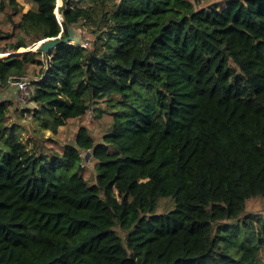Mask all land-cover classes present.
Returning <instances> with one entry per match:
<instances>
[{
	"label": "trees",
	"instance_id": "trees-1",
	"mask_svg": "<svg viewBox=\"0 0 264 264\" xmlns=\"http://www.w3.org/2000/svg\"><path fill=\"white\" fill-rule=\"evenodd\" d=\"M28 1L0 0V89L43 64L35 136L104 100L111 123L55 151L24 142L0 98V264H264V217L244 216L253 237L236 256L219 242L222 221L264 196V0H62L61 20L57 0ZM77 24L90 46L19 51ZM161 197L175 207L157 213Z\"/></svg>",
	"mask_w": 264,
	"mask_h": 264
},
{
	"label": "rangeland",
	"instance_id": "rangeland-1",
	"mask_svg": "<svg viewBox=\"0 0 264 264\" xmlns=\"http://www.w3.org/2000/svg\"><path fill=\"white\" fill-rule=\"evenodd\" d=\"M215 1L218 0H202L201 5L207 6ZM19 2L22 5L23 12L27 11L33 6L32 2H29L28 0H19ZM61 4L62 0H57L58 6H56L55 12L57 13V16H59L60 19L62 18L61 13L59 12V6ZM0 27H5L8 29L12 27L11 20L8 18V15L2 11H0ZM72 28H74L75 31L83 37L84 42L87 41L88 46H90L89 44L93 40V37L91 33L86 29V27L82 24H77ZM26 40L30 42V37H28ZM40 41L31 43L27 47H22L19 49V51H23L26 49H35L40 52L39 46L37 47V45H40ZM3 45H5V41L3 42L2 46ZM6 54L7 52L0 51V56ZM38 57L44 59L43 51L39 53ZM42 67L38 68V74H35L33 70L27 72L26 74L33 77L32 79H34L42 74ZM30 95L24 100V91L17 88L15 81L10 82L7 87L5 86L0 89V98L7 99L14 103V106L11 107V117L9 120L16 121L24 127L25 131L21 134V139L24 142L30 140L31 137H36L38 141L43 142L47 147L51 148L52 150L60 151L63 145H65V143H68L72 141V139H74L81 125H85L89 129L91 135L95 138V140L99 142L101 141L102 135L108 129L111 123V108L107 105V102L104 100L99 101L97 103L96 109H94L93 106V108L90 109L85 115L68 120L66 126L63 128L61 127L59 133L53 134L47 130L44 131L42 134L38 133L35 136L32 133V129L36 126L35 122L32 120V109L36 107V104L31 100ZM99 109H103V112L99 111ZM30 143L31 142H29V144ZM83 156V175L93 181L96 174L95 167L97 161L91 159L90 153L87 151L83 152ZM175 205L176 202L173 198L161 197L158 201L156 212H166L174 208ZM250 213L257 214L259 217H264V196L258 195L249 198L246 203V210L239 219H230L222 221V224L228 225L229 229L223 230L221 232V235L225 237H219V242L222 246L230 248V250L234 253L235 256L237 255L236 249H238L239 246L242 244L243 239H245V237H253L249 232V229L243 223L244 216ZM255 223L257 225H260L259 221H255ZM121 234H123V232ZM207 263L231 264V261L230 259L216 255L210 257Z\"/></svg>",
	"mask_w": 264,
	"mask_h": 264
},
{
	"label": "water",
	"instance_id": "water-1",
	"mask_svg": "<svg viewBox=\"0 0 264 264\" xmlns=\"http://www.w3.org/2000/svg\"><path fill=\"white\" fill-rule=\"evenodd\" d=\"M73 27V26H72ZM69 26V32L68 35L65 37H61V34L58 37H52V38H46L42 39L37 47L39 46L40 51L47 52L49 51L52 47H54L56 44L60 42H69V43H81L82 42V36L78 34L74 28ZM35 50V49H33ZM24 51V50H23ZM37 51V50H36ZM9 54V53H7ZM72 141L75 143L74 139ZM133 257V254L131 255Z\"/></svg>",
	"mask_w": 264,
	"mask_h": 264
},
{
	"label": "built area",
	"instance_id": "built-area-1",
	"mask_svg": "<svg viewBox=\"0 0 264 264\" xmlns=\"http://www.w3.org/2000/svg\"><path fill=\"white\" fill-rule=\"evenodd\" d=\"M57 15V13H56ZM59 20H61L59 18V16H57ZM83 39V37H82ZM73 43V42H72ZM82 45L83 46H88V42H84V40H82ZM91 43V42H90ZM74 44V43H73ZM90 45V44H89ZM14 80H10V82L15 81V84L17 86V88L21 89L22 91H24V97L23 99L25 100L32 92V86H31V81L33 80L31 76L27 75L26 73L23 75H17L14 76ZM37 78V77H36Z\"/></svg>",
	"mask_w": 264,
	"mask_h": 264
},
{
	"label": "bare ground",
	"instance_id": "bare-ground-1",
	"mask_svg": "<svg viewBox=\"0 0 264 264\" xmlns=\"http://www.w3.org/2000/svg\"><path fill=\"white\" fill-rule=\"evenodd\" d=\"M58 6V5H57ZM36 47V46H35Z\"/></svg>",
	"mask_w": 264,
	"mask_h": 264
}]
</instances>
